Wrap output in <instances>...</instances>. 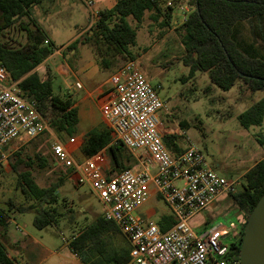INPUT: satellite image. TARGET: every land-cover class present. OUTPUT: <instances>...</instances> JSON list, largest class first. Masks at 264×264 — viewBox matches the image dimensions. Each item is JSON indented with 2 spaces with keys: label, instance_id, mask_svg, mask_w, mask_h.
I'll return each mask as SVG.
<instances>
[{
  "label": "rangeland",
  "instance_id": "1",
  "mask_svg": "<svg viewBox=\"0 0 264 264\" xmlns=\"http://www.w3.org/2000/svg\"><path fill=\"white\" fill-rule=\"evenodd\" d=\"M42 1L31 8V17L42 28L47 40H50L45 45H51L54 50H60V55L55 56L49 63H63L65 67H71L75 72L83 63H86L89 66L88 73L78 70L77 76L88 87L112 76L115 65L103 66L102 58L95 49L81 41L88 32H85L79 38L80 42L72 48L68 47L70 44L68 42L82 32L90 22L93 21L95 24L98 19V9L111 8L117 0H58L55 6H52L49 1ZM186 7L185 3H178L175 6L172 18L169 19L171 28L160 24L162 20H167L164 16H161L159 21H154L148 13L139 25L132 18H128L137 33L136 42L130 46L129 50L148 81L158 89L159 96L165 104V108L159 111L161 129L165 126L169 127L167 130L173 129V132L177 129L178 132L183 131V134L176 132L180 136L181 147H196L218 174L235 181L238 189H241L242 172L264 156V119L260 125L244 128L238 115L260 100L264 92L252 93L240 83L229 90H222L211 82L207 72L198 71L196 75L189 77L190 68L182 59L183 31L179 29L189 13ZM43 11H46L48 16L44 17ZM241 33L249 42L250 36L246 25L241 27ZM7 35L20 43L26 41L25 31L10 32ZM15 45L18 44L15 43ZM127 57L118 55L113 63L119 67L127 61ZM47 63L40 65L41 74L44 73ZM61 80L63 77L58 75L55 90L64 95L70 94L68 93L70 90L73 100H78L75 87L69 89L67 85L62 84ZM76 80L75 76H70L68 86L75 85ZM105 87L108 88V85ZM79 92L83 93L84 90ZM183 121L185 125H182ZM103 124L108 125L101 118L99 110L94 108L92 113L88 111L80 115L77 132L73 139L60 135L48 126L46 131L31 140L12 141L7 145L6 159L0 163V208L6 210L10 218L6 228L10 237L23 239L26 237V232H29L53 248H58L70 239L74 229L78 230L92 223L103 214L104 206L99 197L91 191L89 186L77 184L71 172L67 173V169L57 163L51 151L52 143L59 140L68 144L71 149H75L74 153L79 158L82 138L90 129L100 128ZM15 151L21 152V157L31 159V166L23 165L22 170H30L39 186L47 187L61 176L64 177V182L58 191L60 202L63 203L59 205L60 215L55 223L44 229H38L34 225L35 213H22L16 208L19 205L31 204L32 199L23 191L20 176L12 169L11 163L16 159L13 157ZM39 156L47 160L46 165H41ZM133 168L139 167L135 165ZM226 197L232 200L231 196ZM158 199H154V202L165 208V202ZM205 212L191 219L194 229L198 230L199 226L204 224ZM137 213L146 216L142 210H138ZM158 216H153L152 220L156 221ZM209 219H216L213 223L224 222L228 225L236 221L233 214L223 215L221 212L209 215ZM0 238L7 246L9 245L5 235L0 234ZM8 251L16 256L19 264L25 263L20 252L11 248H8Z\"/></svg>",
  "mask_w": 264,
  "mask_h": 264
},
{
  "label": "trees",
  "instance_id": "2",
  "mask_svg": "<svg viewBox=\"0 0 264 264\" xmlns=\"http://www.w3.org/2000/svg\"><path fill=\"white\" fill-rule=\"evenodd\" d=\"M41 1L0 0V66H4L10 77L18 81L26 98L36 102L48 126L60 135L74 138L80 120L75 101L70 94L64 95L55 90L57 77L52 64H45L43 74L39 70L40 65L55 51L51 45H45L48 38L31 17V8ZM178 3L190 5L189 13L179 27L183 31L182 59L190 68L189 77H193L198 71L207 72L211 82L222 90H229L240 83L252 93L264 92V0H117L113 7L98 12V19L91 27L92 34L87 33L81 41L95 49L105 67L114 64L113 60L118 55L128 56L127 60H135L129 49L135 44L137 33L128 18L139 25L148 13L154 21H159L164 16L167 20H162L160 24L171 28L169 19ZM243 25L248 27L249 42L241 33ZM24 31L25 43L7 35L10 32ZM79 42L78 38L68 47L72 48ZM238 119L244 128L262 124L264 96L239 114ZM185 124L183 121L182 125ZM179 138L174 132L163 134V141L174 156L185 150L181 147ZM82 139L80 149L86 157L100 151L105 152L109 160L110 175L138 164L136 156L115 138L108 125L90 129ZM20 153H13L16 159L11 166L20 176L23 191L32 199V203L16 208L22 213H35L34 225L38 229H44L55 223L60 215L59 205L63 203L60 202L58 191L64 177L61 176L47 187L39 186L30 170H22L23 165L29 167L32 162L30 158L27 160L21 157ZM38 158L42 166L47 164L44 157ZM69 172L72 173L67 169V173ZM242 180L241 189L231 195L232 204L243 215L239 240L231 252L238 259L248 216L264 194V157L243 175ZM9 221L6 210L0 208L1 236L5 234ZM157 222L165 231L176 220L172 214H163ZM118 228L114 222L99 216L91 224L75 231L71 247L79 253L88 245V241L100 240L105 231ZM129 260L130 244L121 254L109 260L108 264H125ZM0 264H14V259L9 256L1 238Z\"/></svg>",
  "mask_w": 264,
  "mask_h": 264
},
{
  "label": "built area",
  "instance_id": "3",
  "mask_svg": "<svg viewBox=\"0 0 264 264\" xmlns=\"http://www.w3.org/2000/svg\"><path fill=\"white\" fill-rule=\"evenodd\" d=\"M111 83L113 96L103 104L102 115L142 168L110 175L104 151L79 159L75 149L59 140L51 151L57 163L75 173L77 184L89 186L99 197L104 218L127 237L131 248L125 264H241L231 254L236 241L221 222L207 223L202 230L190 222L220 195L237 193L236 182L218 174L194 146L178 156L170 153L159 117L165 104L135 60L121 65ZM76 86L82 87L78 82ZM47 129L36 102L26 98L18 81L0 66V163L10 142L31 140ZM151 184L176 220L168 230L137 213L149 201Z\"/></svg>",
  "mask_w": 264,
  "mask_h": 264
},
{
  "label": "crops",
  "instance_id": "4",
  "mask_svg": "<svg viewBox=\"0 0 264 264\" xmlns=\"http://www.w3.org/2000/svg\"><path fill=\"white\" fill-rule=\"evenodd\" d=\"M46 1H49V3H51L52 6H55L58 2V0H46ZM186 9L189 10L188 6L186 7ZM100 10L101 9H98V12ZM42 15L46 17L48 16V13L46 11H43ZM93 24H94L93 21L90 22L88 26L82 32L78 33L73 40L68 42V44L72 43L75 39L82 37L85 32L92 34L91 27L93 26ZM57 55H60L59 49L55 50L54 53L46 59V61L49 63L50 60H52ZM46 61L45 63H47ZM52 65L54 67L56 77L58 75L63 77V80H61L63 85H67L69 89H71V87L72 88L75 87L76 89L75 92H76V95L78 96V100L75 101V106H77L79 109V115L86 113L88 111L92 113L94 111V108H97L99 112L101 113V118L104 119L102 115V106L104 103L109 101L113 96V86L111 83V76L106 78L102 82L94 83V85H92L91 87H88L83 82H81V80L77 76L78 70L85 71V73H88L89 66L86 63H83L76 72L71 67H65L63 63H59V64L53 63ZM112 65H115L114 72L120 67V66L118 67L116 64H112ZM70 76H75L77 78L75 85L68 86V79ZM77 82L81 83L82 85L81 88H78L76 86ZM107 85H108V88L105 87ZM79 90H84V92L81 93L79 92ZM68 93H70L71 95L72 91L68 90ZM163 128H164L162 129L163 134L173 133V129L167 130V128L169 127H165V126ZM174 132L175 133L177 132L180 134L184 133L183 131L178 132V129L175 130ZM182 148L185 149L186 147H182ZM78 156H79V159L86 158V156L83 155L81 152L79 153ZM258 161H256L253 165H255ZM137 167L139 168L136 170H139L142 168V165L140 164L139 160H138ZM250 168H247L244 172H242L241 178ZM153 171H155V169ZM71 175L76 180L75 173L72 172ZM226 196H229V195H226V194L220 195L205 210L206 211L204 214L205 222L204 224L199 226L198 230L204 229L207 223H211L216 220V219L215 220L209 219V215L211 214L216 215L220 212L223 215H227L231 213L235 216L236 221L230 222L229 225L225 224L224 222H221V223L224 225L226 230L232 234L230 235V238L235 239L237 243L239 240L240 230L243 225V215L232 204V201ZM158 198L160 200H163L161 196L159 195V193L157 192L155 186L151 184L149 201L144 206L139 208L138 210H142V213L146 215L145 217L150 218V219H152V217L155 215H159L156 221H158V219L163 214H172L169 206L166 203H165L166 207L163 208L154 202V199H158ZM100 216H103V214ZM87 225L89 224L84 225L79 230L86 227ZM118 229H115V230L110 229V230L105 231L103 234V237L100 240L97 239L94 241H88V245L85 248H83V250H81V252L79 253L75 252L72 249L71 244H70L73 236L76 234L75 229L73 230L70 239H67L66 243L64 245L59 246L58 248H53L50 244L40 240L39 238H37V236H33L29 232H26V237H24L23 239H18L12 236L10 237V235L7 232H5L4 235L9 243L8 246L5 244L7 249L11 248L12 250L17 251L18 253L20 252L23 256V261L25 262L24 264H93V263L108 264L109 260L113 259L116 255L121 254V252L125 250L127 246L130 244L127 237ZM9 256L14 259V264H19V262L17 261L18 259L16 258L15 255H12L9 252Z\"/></svg>",
  "mask_w": 264,
  "mask_h": 264
},
{
  "label": "water",
  "instance_id": "5",
  "mask_svg": "<svg viewBox=\"0 0 264 264\" xmlns=\"http://www.w3.org/2000/svg\"><path fill=\"white\" fill-rule=\"evenodd\" d=\"M239 258L241 264H264V194L248 216Z\"/></svg>",
  "mask_w": 264,
  "mask_h": 264
}]
</instances>
